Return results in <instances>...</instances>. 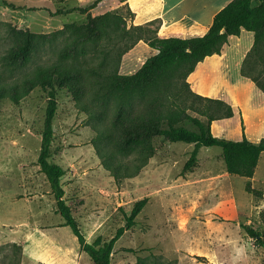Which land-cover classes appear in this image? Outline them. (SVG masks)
Masks as SVG:
<instances>
[{
    "label": "rangeland",
    "instance_id": "obj_1",
    "mask_svg": "<svg viewBox=\"0 0 264 264\" xmlns=\"http://www.w3.org/2000/svg\"><path fill=\"white\" fill-rule=\"evenodd\" d=\"M69 1L0 0V83L20 81L40 65L60 64L76 73L73 80L82 91L63 89L57 94L50 161L66 170L61 180L64 199L87 242L98 237L111 240L126 225L135 203L148 198L135 225L115 244L111 264H231L235 260L237 264H264V247L245 229L254 230L264 241V201L246 190L244 177L227 172L222 149L200 147L197 166L184 173L193 144L144 134L151 126L165 127L157 120L164 112L163 104H156L151 114L147 99L134 97L118 105L98 97L102 91L95 74L117 70L121 56L124 59L128 54V65L136 58L131 51L141 41L134 44L129 9L123 4L112 11L119 19L103 28L91 23L88 15H55ZM81 3L77 0L69 5ZM66 24L87 32L99 26L96 43L75 47L73 36L65 35L10 61L11 47L22 45L26 32L52 34ZM183 86L177 80L172 90L161 93L166 106L176 98L187 105L194 101L188 95L183 98L187 93ZM47 106L48 94L42 88L18 104L9 98L0 100V218L4 220L1 211L10 202L9 195L27 194L20 201V215L11 224L0 219V264H37L36 256L24 253L23 241L29 235L56 240L75 254L80 250L71 228L63 226L64 219L56 213V199L38 165ZM188 114L207 122L191 110ZM129 125L126 139L123 130ZM183 125L195 129L189 121ZM144 147L147 154L153 149L154 156L134 178L116 181L100 157L107 156L110 168L122 163L134 170L142 164ZM37 229L45 232L44 237ZM90 262L83 253L81 264Z\"/></svg>",
    "mask_w": 264,
    "mask_h": 264
},
{
    "label": "trees",
    "instance_id": "obj_2",
    "mask_svg": "<svg viewBox=\"0 0 264 264\" xmlns=\"http://www.w3.org/2000/svg\"><path fill=\"white\" fill-rule=\"evenodd\" d=\"M102 1L95 0L87 7L62 8L55 15L73 13L88 15L91 23H98L101 24L99 25L100 27L106 28L110 26L109 24L114 23L115 20H118L119 17L112 11L103 15L93 16L91 10L95 9ZM8 6L14 8L12 4ZM131 15L133 18L132 12ZM99 26L91 27L88 32L76 24H66L63 29L52 34L32 35L26 32L24 43L12 46L8 57L14 63L20 57L26 56L34 46L55 42L58 38L65 35L73 36V45L75 47L89 46L96 43L95 36L99 32ZM159 28L160 25L157 22L141 26L133 25L131 27L130 31L132 38L134 37V44L144 41L155 49L157 54L148 58L142 67L131 75L120 74V64L123 56L118 61L117 70L108 72V74L105 72L96 73L95 75L100 79L97 84L102 91L98 97L104 100H114L118 105H122L126 99H133L134 97L147 99L151 104V114H154L157 110L156 104H163L164 112H161L162 114L157 117V120L163 121L165 127L151 126L152 130L144 132V134L151 137V132L152 136L162 137L166 142L193 144L195 149L184 166V173L191 172L197 166L200 147H219L223 151L226 170L230 175L247 179L253 178L261 154L264 152V138L258 143H252L244 134L243 139L240 141L214 136L211 129L212 123L217 120L232 118L234 110L232 106L222 100L195 94L189 86L188 77L205 58L215 54L220 55L231 36H239L242 30H246L254 33V44L243 62L241 73L251 79L264 92V0H233L215 16L209 32L203 37L162 39L158 37ZM133 46L129 47L125 53L132 49ZM74 76H76V73L60 64L40 65L31 76L25 77L20 81L16 80L8 84L0 83V100L9 98L12 102L18 104L36 88H42L48 94L42 145L38 158L40 171L46 176L51 186L52 193L56 199V213L64 219L63 226L71 228L81 249L89 255L93 264H111V256L115 244L126 231L135 225V219L146 207L148 198L135 203L131 215L125 218L126 225L119 228L111 240L103 241L101 237H98L93 243L87 242L73 215L72 209L64 199L65 190L61 180L66 175V170L50 161L51 146L54 139L53 122L58 109V91L63 89L71 93L82 91L81 86L74 82ZM177 80L183 83V87L187 91L186 94H182L183 98L188 95L194 101L187 105L176 98L173 99V103L166 106L165 102L167 100L161 93H167L168 90H172ZM189 110L200 117L206 118L207 122L205 123L197 117H192L188 114ZM186 121L191 122L195 129H189L184 126L183 124ZM130 130V125L123 130L127 133L126 139L129 138ZM148 147L152 148L151 146ZM142 152V164L134 170L122 163L116 168H110L105 160L107 156L100 154V157L103 159L107 169L110 170L111 175L116 181H119L138 176L146 166L147 159L154 156L153 149L147 154V149L144 147ZM246 190L257 197L263 196V193L255 189L250 181L246 184ZM245 229L248 234L255 237L261 246L264 247V241L257 232L247 226Z\"/></svg>",
    "mask_w": 264,
    "mask_h": 264
},
{
    "label": "crops",
    "instance_id": "obj_3",
    "mask_svg": "<svg viewBox=\"0 0 264 264\" xmlns=\"http://www.w3.org/2000/svg\"><path fill=\"white\" fill-rule=\"evenodd\" d=\"M77 0L64 3L63 8L87 7L95 0H80V5L71 7L69 4ZM233 0H103L91 10L93 16L103 15L120 8L125 4L134 15L131 22L135 26L157 22L160 25L158 37L162 39L180 38L191 39L205 36L215 16ZM62 7V6H61ZM71 15V14H69ZM67 15V16H69ZM254 44V33L242 30L239 36H231L220 55L205 58L189 75L188 83L191 90L202 97L218 99L232 106L234 116L212 123L214 136L222 139L240 141L243 134L252 143H258L264 138V92L249 78L242 75V65ZM133 53L134 61L128 65L127 55L121 60L120 74L136 73L157 51L144 41H141ZM124 57V56H123ZM138 57V58H137ZM123 62V63H122ZM244 126V131H243ZM221 134L222 137L219 136ZM246 179L252 186L263 193L264 201V152L261 154L253 178ZM258 185H256V184ZM256 189V188H255ZM15 196H17L15 198ZM27 194L14 193L8 196L10 202L1 211V221L10 222L20 215V201L27 199ZM3 215V216H2ZM22 217L18 220L22 222ZM15 220V219H14ZM17 220V219H16ZM24 223H19L22 225ZM39 233L43 230L37 229ZM39 239L29 235L24 239V253L36 256L37 264H81L83 250L78 253L63 247L56 240L44 237ZM23 264V263H22ZM89 264H92L90 262ZM212 264H221L219 262ZM231 264H237L235 260Z\"/></svg>",
    "mask_w": 264,
    "mask_h": 264
}]
</instances>
